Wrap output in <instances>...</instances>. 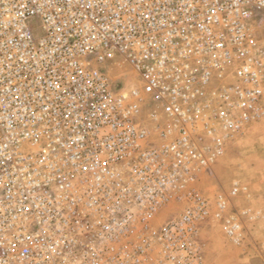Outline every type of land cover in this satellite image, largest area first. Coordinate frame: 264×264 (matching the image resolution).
<instances>
[{
  "label": "built area",
  "instance_id": "2783aa9c",
  "mask_svg": "<svg viewBox=\"0 0 264 264\" xmlns=\"http://www.w3.org/2000/svg\"><path fill=\"white\" fill-rule=\"evenodd\" d=\"M264 118V0H0V264H203L248 186L201 187Z\"/></svg>",
  "mask_w": 264,
  "mask_h": 264
},
{
  "label": "rangeland",
  "instance_id": "374dc122",
  "mask_svg": "<svg viewBox=\"0 0 264 264\" xmlns=\"http://www.w3.org/2000/svg\"><path fill=\"white\" fill-rule=\"evenodd\" d=\"M248 186L246 193L233 200L239 208L260 211V218H246L243 243L230 239L216 218L202 229L205 245L203 264H264V118L248 128L226 154L204 175L200 185L213 198L221 185L228 190L234 181Z\"/></svg>",
  "mask_w": 264,
  "mask_h": 264
}]
</instances>
